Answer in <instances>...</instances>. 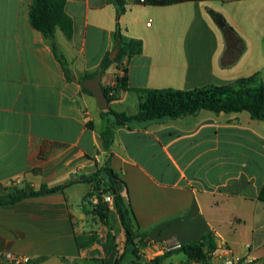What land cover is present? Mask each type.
Here are the masks:
<instances>
[{
  "label": "crops",
  "instance_id": "obj_1",
  "mask_svg": "<svg viewBox=\"0 0 264 264\" xmlns=\"http://www.w3.org/2000/svg\"><path fill=\"white\" fill-rule=\"evenodd\" d=\"M65 1L74 35L69 39L57 28L55 38L73 80L49 40L31 26L32 0H0V195L75 181L91 175L96 162L108 163L127 184L137 227L147 236L143 251L163 252L213 232L217 252L233 240L243 255L250 250L259 260L253 246L240 240L243 231L264 226V122L248 112L208 110L133 122L117 128L109 156L105 118L81 77L97 72L116 49L117 8L110 0ZM152 1L125 0L123 34L144 46L102 74L103 88L114 86L117 76L128 79L110 108L137 114L146 89L222 86L257 72L264 79V0ZM210 9L243 40L239 57L227 52ZM92 188L77 182L63 192L0 206V264H12L3 257L8 253L37 264H101L105 240L94 236L93 214L83 210ZM79 236L83 243L89 237L99 243L81 249ZM251 239L256 241L254 232Z\"/></svg>",
  "mask_w": 264,
  "mask_h": 264
},
{
  "label": "trees",
  "instance_id": "obj_2",
  "mask_svg": "<svg viewBox=\"0 0 264 264\" xmlns=\"http://www.w3.org/2000/svg\"><path fill=\"white\" fill-rule=\"evenodd\" d=\"M117 8V25L114 32L115 48H119L117 56L112 59L111 54L107 53L102 59L97 72L84 74L81 80H87L105 74L109 68L116 64L120 66L123 60L131 58L142 52L144 43L140 39L126 38L120 22L122 15L126 12L125 0H110ZM178 0H153L158 5L172 4ZM65 0H32L29 12L31 26L41 32L50 42L51 48L56 57L61 62L67 78L73 80L69 69V62L57 44L55 33L57 28H61L65 35L72 39L74 35L73 19L66 12ZM216 24L222 30L227 52L239 57L245 50L243 40L239 37L232 26L229 25L225 17L210 9L209 10ZM128 89V79L124 75L116 77V83L112 87H105V93L110 102L118 97L120 90ZM87 93L92 94L84 88ZM139 111L135 115H128L124 112H117L112 108L102 111L105 118V127L102 131V138L109 156L112 155L111 149L115 140L116 130L120 126L129 125L133 122H152L164 119H178L181 117L196 115L202 110L215 113H241L248 112L255 120L264 122V79L260 72L248 77H242L227 85H207L190 90H177L173 88L146 89L141 91ZM93 128L91 122L87 123ZM77 182H87L93 185L92 190L83 199V210L86 214H93L101 222L107 223L112 215L119 218L121 226L125 231V249L119 253L117 244V234L110 230L106 234L103 242V254L99 259L101 264H129L127 262L129 252H131L132 264H137L140 259L138 253L144 243L146 234L137 227L134 213L132 211L127 195V184L121 175L114 171L106 163L100 166L97 162L91 168V175L86 179L65 182L63 184L48 186L42 185L35 190L32 187L14 190L6 195H0V206L13 205L28 197H38L42 195L63 192L66 188ZM110 194L114 199L113 208L105 201V196ZM98 202L94 203L93 198ZM264 201V185L259 196ZM140 238V239H139ZM78 237L79 247L86 248L99 243L96 237ZM219 249L215 234L209 232L199 240L182 244L180 248L172 249L156 258L147 261L145 264H162L169 256L174 253L183 252L189 261L197 264H211L214 253ZM137 259V260H136ZM143 264V263H140Z\"/></svg>",
  "mask_w": 264,
  "mask_h": 264
},
{
  "label": "rangeland",
  "instance_id": "obj_3",
  "mask_svg": "<svg viewBox=\"0 0 264 264\" xmlns=\"http://www.w3.org/2000/svg\"><path fill=\"white\" fill-rule=\"evenodd\" d=\"M89 220H90V227L92 229V233H94V236L98 237L99 240L104 241L107 232H109L110 230L116 233L119 253L122 254L124 252L126 237L122 231L121 223L117 216L112 215V217L107 223L101 222L100 219L95 217L94 215H90ZM262 224H264V221L262 222ZM253 232L256 237L255 242L252 241L251 239V233ZM241 236L242 238L240 240V243L248 241L253 246V249L256 251L254 255H257L259 257V260H257L255 264H264V226L259 227L258 229H256V231L254 230L251 231L250 229H247V231L242 232ZM142 249L143 248H140V252L138 253V255L140 259H143L145 261H149L171 250L170 246H166V248H163V252H159L158 249H152L149 251H143ZM225 249L231 251L235 255H239V256L243 255L242 244L234 243L233 240L232 241L230 240L228 244H226ZM131 258H132L131 252H129V257L127 260L129 264H132ZM162 264H197V263L189 261L183 252H179L169 256ZM211 264H219L218 255H215V257L211 261Z\"/></svg>",
  "mask_w": 264,
  "mask_h": 264
},
{
  "label": "built area",
  "instance_id": "obj_4",
  "mask_svg": "<svg viewBox=\"0 0 264 264\" xmlns=\"http://www.w3.org/2000/svg\"><path fill=\"white\" fill-rule=\"evenodd\" d=\"M142 2H145V0H141ZM151 23L149 22L148 25ZM94 203L98 202V199L95 197L92 199ZM105 201H107L111 207L114 206V199L113 196L110 194L105 196ZM181 243H177L174 248H180ZM171 249V250H172ZM214 255H218L219 258V264H255L257 259L253 257L250 253V250H248V254L246 255H235L231 251L226 250L225 248H222L219 252H215ZM6 260L10 261L12 264H37L35 263L29 256L25 255H17V254H5L3 256Z\"/></svg>",
  "mask_w": 264,
  "mask_h": 264
},
{
  "label": "water",
  "instance_id": "obj_5",
  "mask_svg": "<svg viewBox=\"0 0 264 264\" xmlns=\"http://www.w3.org/2000/svg\"><path fill=\"white\" fill-rule=\"evenodd\" d=\"M118 52H119V48H116L112 52L111 58L114 59L117 56ZM101 80H102V74H98L97 76L93 78L84 80L83 87L88 89L95 96L99 109L102 111H105L109 108L110 101L105 93ZM89 175H86V174L81 175L80 179L84 180Z\"/></svg>",
  "mask_w": 264,
  "mask_h": 264
}]
</instances>
